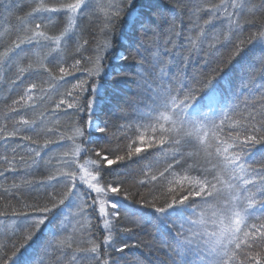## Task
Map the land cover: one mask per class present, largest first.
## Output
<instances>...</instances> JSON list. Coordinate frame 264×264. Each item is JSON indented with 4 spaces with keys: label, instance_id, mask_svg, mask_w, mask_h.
Masks as SVG:
<instances>
[{
    "label": "snow or ice",
    "instance_id": "1",
    "mask_svg": "<svg viewBox=\"0 0 264 264\" xmlns=\"http://www.w3.org/2000/svg\"><path fill=\"white\" fill-rule=\"evenodd\" d=\"M28 7L20 15V0H0V18L15 20L0 34V71L20 85L48 73L59 99L39 121L19 115L35 110L34 94L44 91L29 82L5 115H19L13 130L0 126V178L13 174L0 199L20 205L0 211L12 218L11 227L0 220V264L53 257L55 264H264V0H32ZM38 52L41 61L33 59ZM106 116L131 137L89 149L112 144ZM13 137L25 143L11 147ZM53 150L60 154L45 160ZM92 151L81 174L76 160ZM149 159L166 166L151 175L147 196L105 180ZM42 161L51 168L46 179L16 181ZM147 226L158 239L129 242ZM140 247L148 249L143 259Z\"/></svg>",
    "mask_w": 264,
    "mask_h": 264
},
{
    "label": "trees",
    "instance_id": "2",
    "mask_svg": "<svg viewBox=\"0 0 264 264\" xmlns=\"http://www.w3.org/2000/svg\"><path fill=\"white\" fill-rule=\"evenodd\" d=\"M22 6H23V11L19 13L20 15H23L25 12L30 11V8L28 5L32 4V0H20ZM15 20L12 19L11 21L6 22L3 18H0V34H3L4 31L10 27V25H14ZM85 27H87V22H85ZM94 30V29H91ZM251 31H255V29H251ZM58 34V33H56ZM248 33H245L247 35ZM85 39H90V37L87 35V32L85 33L84 36ZM2 51V49H0ZM63 54V53H61ZM87 55V53H85ZM44 56L43 52H38L37 55L33 58L35 61H41L42 57ZM51 59V57H49ZM69 63L72 61L69 60ZM49 67H52V65H48ZM55 74L59 75L58 69L55 70ZM79 78H83L81 74L77 73L76 74ZM71 80L72 78L69 77L67 78ZM13 81H16L13 83ZM29 82H35L37 84L38 89H43V92L37 91L35 95V100L33 103H37L38 107L35 108V110H21L19 115H26L27 118L30 119H36L39 121L41 119V113L45 111L46 107H50L48 101L52 99H59V96L52 92L54 88L57 87V81H55L48 73H43L38 74L34 77H32L30 80H26L23 85H20L19 80L12 74V73H4L0 71V126H6L7 132H11L13 130V125L16 121L19 120V115H14L13 119L5 120V115L8 112L9 107L12 104V100L17 99L18 95L22 93L23 89L26 87V85ZM75 82V81H73ZM61 91L63 90V86H61ZM44 93H51V95L48 96L46 100H44L43 103H40V98L41 96L44 95ZM86 119V117H85ZM106 120L109 122V134L113 136V142L111 145L104 144L101 142L100 144H89L87 147L89 149H97L101 147H117L116 141L125 135H128L131 137V132H129L128 129H114L112 128V123L114 122L113 118L111 116H106ZM61 131L65 135H70L71 133L64 132L63 131V126L68 123V117H61ZM45 125H47V119H45ZM86 126V125H85ZM43 127V126H42ZM5 133V135L7 134ZM28 135H31L32 133H26ZM44 137L43 135L40 137V143L42 144L44 142ZM55 139H58V137H54ZM10 144L11 147H17L19 144L25 143L24 141H21L19 137H13L10 138ZM64 143V142H61ZM124 143H127V141H124ZM66 147H71V144L68 143ZM5 151V145L2 141H0V154H3ZM9 155H10V148H9ZM27 151V149H25ZM60 154V150H53L47 153V156L45 157V160H47L49 157L57 156ZM95 158V151L91 152V156L87 153H82L79 158L76 160V164L74 167L81 168L82 173H86L87 171L90 170L88 167V161L89 159H94ZM27 159V157H26ZM52 165L56 166V161H52ZM145 165H150V168L144 167ZM165 163L163 160H161L159 163L156 162L155 160H144L141 161L139 164H134L131 165L130 168L128 169H118V171L125 172L126 175H122L117 177L115 173L112 175L106 176L105 180L106 181H116V180H122L124 181V188L128 189L131 193H141L144 196H147L148 193L152 190V184L153 182L151 181V175H157L159 174V171H162L163 168L165 167ZM21 167H24L21 165ZM141 168H143L144 172H147V175H144L141 172ZM31 175L24 177V176H17L15 179L17 182H19L21 179H30V180H35V181H40L42 179H46L48 173L51 171V168L47 163L42 161L39 165V168H33L30 170ZM94 174V173H93ZM145 181L144 185L141 186L139 184V181ZM13 182V174L9 173L7 180L4 178H0V191H2L3 188L10 187ZM86 187V186H84ZM57 190H60V186H57ZM51 191V189H49ZM33 197H35V193L32 194ZM95 195V194H93ZM41 196L43 197V193H41ZM150 198V197H149ZM31 202V201H29ZM11 205L12 207L19 208L20 205L16 203L15 200H10V199H0V211H4L8 209V206ZM66 212L68 211L67 209L65 210ZM0 220L4 221V224L7 225L8 227L12 226V218L9 217L8 219H4L3 217H0ZM96 220L93 219L92 223L96 224ZM125 226H132L130 224L125 223ZM102 231V230H101ZM99 235V233H98ZM159 237L157 236V233L155 231V228L152 226H147L143 231H137L136 234L132 237V239L129 241L130 243L136 242L140 243L141 245L143 244H151L154 240L158 239ZM102 239V236H101ZM135 252L142 253L143 255L140 257L143 259L144 257L148 256V249L144 247H140L138 249L134 250ZM126 255L128 256L129 260L135 259L132 254L128 253V250H126ZM153 255H156L155 252H153ZM151 259V257H148ZM57 257L52 258V264H55V260ZM145 264H147V261H145Z\"/></svg>",
    "mask_w": 264,
    "mask_h": 264
}]
</instances>
